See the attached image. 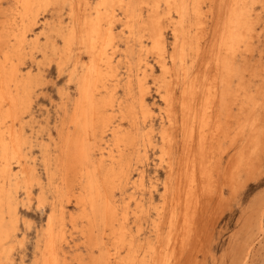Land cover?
<instances>
[{"label":"bare ground","instance_id":"1","mask_svg":"<svg viewBox=\"0 0 264 264\" xmlns=\"http://www.w3.org/2000/svg\"><path fill=\"white\" fill-rule=\"evenodd\" d=\"M64 1L13 0L14 11L9 27L0 32V264L10 257V247L18 234L15 228L19 218L18 189L28 196L33 188L32 183L42 182L33 170L37 167L28 162L29 155L22 137L23 114L33 103H30V94L35 77L32 78L30 69H22L21 57L27 48L46 53L49 46L54 51L59 69L73 57L70 78L76 84V94L74 98L68 97V101L66 99L62 103L66 122H62L60 128L71 126L72 130L60 135L59 155L55 164L60 173L51 170L47 157L42 158L43 161L40 159L48 181L56 180L54 192L57 195L51 201L50 210L46 212V219L42 221L44 224L37 235L38 255L35 263L68 264L64 244H68L74 234L78 233L83 238L89 258L86 262L78 258L77 264H180V256L193 232L189 208L192 201L196 200L199 188L204 189V184H208L204 181L210 176L206 164L208 153L213 151L214 145H219L216 143L221 139H245L226 166V178L232 183L235 173L254 155L264 135V79L261 86L251 88L245 84V78L250 77L253 71L249 69L246 73L237 64L251 58L254 44L259 42L256 39L261 32L264 35V0H227L226 3L224 0H208V15H202V0H144L145 10L148 11L145 18L136 0H68L67 21L61 25L63 31H60L62 43L59 47L51 44L50 34L46 33L45 43L39 44V34L43 31L39 30V34L36 31L30 36L28 32L39 21L40 9L48 6L54 12L57 5ZM256 3H259V9ZM190 17L199 19L194 24L196 30L203 32L205 21L210 18V37L206 36L203 47L200 44L199 47L197 41L193 44L190 37L192 22L188 20ZM120 19L123 24L121 32L127 30V36L130 37H125L126 42L134 41L139 46L135 68L129 59L132 51L135 52L131 50L132 44L128 45L123 54L126 64L121 94L123 97L118 96L116 91L122 79L117 73L120 59L116 58L120 35L115 31ZM164 19L170 24L172 41L169 44L163 30ZM3 20L1 24L5 23ZM43 24L47 26V21L44 20ZM144 40L150 42V49H155L163 73L164 91L161 98L168 123L167 127L160 129L161 140L164 143L172 141L169 129L172 130L178 121L175 113L177 105L181 108V121L178 122L181 134L185 137L178 161L179 173H172L174 165L171 144L161 149L162 155L170 156L165 158L167 176L162 185L163 202L151 223L154 232L152 238L142 229L145 208L141 198L136 197L134 191L124 196L129 183L143 190L142 170L138 171V181L130 182V159L126 152L128 149L138 150L139 111L144 117L152 111L144 90L146 66L149 65L143 59L146 47ZM75 50L85 53L86 62L80 63L78 55L74 56ZM165 54L170 60V66ZM259 54L264 58V49ZM195 63L198 70L193 73L189 69ZM77 69L79 72H75ZM262 70L264 74V63ZM234 80L236 87L232 88ZM134 81L139 87L136 97L132 94ZM259 108L262 114L258 116L256 112ZM116 116L120 120H127L125 128L120 121L112 123ZM233 122L236 125H232ZM107 128H110L116 154L113 150L106 155L100 152L96 159L94 151L97 137H102ZM230 129L237 131L229 136ZM146 136L144 134L142 140L146 139L150 143ZM106 159L108 165L105 164ZM72 174L78 177L77 190L72 188L73 184L71 187L72 180L69 181ZM171 176H174V182ZM41 198H38V204L42 203ZM71 199L74 200V207L79 210L76 214L68 211L64 204V201ZM77 221H80V225ZM163 227L167 229L165 234L161 232ZM25 228L27 230L28 226Z\"/></svg>","mask_w":264,"mask_h":264},{"label":"rangeland","instance_id":"2","mask_svg":"<svg viewBox=\"0 0 264 264\" xmlns=\"http://www.w3.org/2000/svg\"><path fill=\"white\" fill-rule=\"evenodd\" d=\"M67 1L68 0L60 2L54 12L51 7L47 6V8L45 9L42 7V10L40 9L38 14L40 22L38 21L36 24L32 25L31 32H28L29 36L33 33H36V31L37 34H39L40 31H43V33L39 34V44L45 43L44 35H46L47 33L50 34L49 38L51 40V44L54 43L53 45L59 47L62 43L60 33L63 31V27L61 25L65 24L67 21ZM135 2L139 3L138 7L140 6L139 8L141 11H143L142 15L145 18L146 14L148 13V11L145 10V1L136 0ZM224 2L226 3L227 0H224ZM207 5L208 0L201 1V10H203L202 15L209 14L207 11ZM256 6L258 8L259 3H256ZM8 8L9 10H5ZM12 10L14 11L13 0H0V19H5L3 21L6 23L5 26H2L5 23L1 24L2 20H0V32L5 29V27H9V21L11 20V17L13 15ZM60 10H62V12ZM1 12H3L4 15H2ZM118 12L120 13V11ZM44 20L47 21V26L45 27L44 24L42 25ZM59 20H61V24H59ZM188 20L192 22L190 37L192 38L193 44H195V41H197L198 45L200 44L203 47V43L205 41L206 36L209 35L210 37V18L205 21L204 32L200 29L196 30V24H194V22L198 21L199 19L190 17ZM48 21H50V23ZM58 24L60 25L59 27ZM122 25V20L120 19L119 21H117L115 27L116 33L120 35V48L116 52V58L120 59L117 63V73L119 74V76L122 77L117 86L118 88L116 89L117 95L120 97L123 95L122 85L125 81L126 71V64L125 61H123L124 51L128 49V45L130 46L132 44L131 50L134 49L135 52L132 51V54L129 59L132 61L133 67L135 68L137 60V51L139 49L137 42L136 45L134 41L126 42L125 37H130L127 36V30H123V33L121 32L123 28ZM162 25L166 37V42L169 44L172 41L170 24L168 23L167 19H164ZM41 27H44L45 29H41ZM260 27L261 26H259V29ZM41 34L43 37L41 36ZM141 37L147 38L145 36ZM256 41L259 42H255L253 48L254 50H252L253 55L251 56V58L246 62L241 61L237 63L239 68L244 69L246 73L249 69L253 71V74L250 77L245 78V84L249 85L253 89L256 86H261L262 80L264 79V74L262 70L264 58H261L259 54L263 53L264 49V35L262 32L258 39H256ZM143 44L146 46L144 50L145 54L143 55V59H145L149 63L148 67L146 66L147 70L145 72V98L152 111L146 117H144L143 114L140 113L141 111H139L137 115L139 121L138 126H140V129L138 130L139 135L137 137L138 150L135 151L128 149L126 152L128 158L130 159V182H137L139 179L138 171L142 170L144 174L142 178L143 190H140V186L136 185V188H134L132 183H129L126 185V191L124 196L127 197L129 193L134 191V195L136 197L141 198V201L145 208L144 218L142 219V229L146 232L147 235L150 236V238H152L154 236V232L151 227V223L153 218L156 216L157 210L160 209L161 204L163 202L161 196L162 185L167 176L165 158H167L168 155L170 156V154L162 155L161 149L163 146L171 144L170 152L172 153V162L174 165V170L172 171V173H179L178 161L181 157V144L184 143L185 137H183V135L181 134L180 122H178L181 121V108L179 107V105H177L175 107V113L177 115L178 121L176 122V126H173L172 130L169 129V132H171L172 135V141L171 143H164L161 140V130L164 127H167L166 124L168 123L166 121V115L164 112V103L162 102L161 98L162 92L164 91V88L162 86L163 73L160 68V63L158 62V59L156 57L155 49H150L151 44L147 40H144ZM48 48L50 51L47 49L46 53L49 54L41 53L37 49L30 50L27 48L31 52L27 51L26 49V52L28 53L24 52V55L21 57L23 61L21 62L22 69H30L32 72V78L35 77L33 78V82L35 84L32 82V95L30 94V103L33 102L31 103V105H29L31 111H29V108L27 107L26 111L23 114L22 137L25 141V150L29 155V157L27 156L28 162L31 166L37 167L33 168V170L35 174H38L39 176H35H38V178L41 179L40 181H42L43 183L40 182L41 184H36L33 182V188L31 189V193L28 196L24 195L22 191L20 192L19 190L21 189H18V200H20L17 204L19 218L17 221V225L15 226L16 231L18 230V234L10 247V257L8 258V260H3L2 264H36L35 261L38 255V249L36 248L38 239L37 235L40 233V230L42 229V226L44 224V222L42 221H45L46 215L50 210L51 201L55 200V197L57 195L56 192H54V185L56 183V180L53 179L49 180L50 182L48 181V179L46 178V171L43 170L45 168L42 161L44 157H47L49 159L48 162H50L51 164V170L54 171V173H60L59 170H57V168L55 167L56 160L58 159L59 155L58 145L60 144V135H62L67 130H72L71 126H66L63 129L60 127L63 124L62 122H66L65 114L62 109V103L68 97L74 98L76 94V84L74 82V79L70 78V70L73 64V57H71L66 62V64L61 69H59V67L56 66V56L54 54V51H52L50 46ZM25 53L28 55H26ZM76 55H78V59L81 64L82 61L86 62L87 57L82 50H75L74 56ZM165 57L168 66H170V60L168 59L167 54H165ZM191 66L192 67H190L189 71L195 73L196 70H198V66L196 65V63ZM55 69L57 71H55ZM141 70L142 69H140V71ZM34 72H36V75ZM75 72H79V69L75 70ZM39 74L41 78H39ZM235 83L236 80L233 81L232 88L236 87ZM138 88L139 87L137 83L134 81L132 94L135 97L138 95ZM47 96L49 97V99ZM51 100L53 103L51 102ZM32 111L35 113H32ZM256 114L258 116L262 114L261 108L257 110ZM35 118L36 120H34ZM41 118H43L45 121ZM30 120L33 121L31 122ZM112 120H114L112 123L120 121L124 125V128L127 125V120H120L118 116L114 117ZM30 124H32L31 127ZM232 125H236V123L233 122ZM24 129L26 131H24ZM39 131L42 132L40 133ZM235 131L237 130L233 131L232 129H230L229 136H232ZM33 132L35 133V135H33ZM24 134L26 135V137ZM144 134L147 135L146 137H148L150 143L147 142L146 139L142 140ZM242 141H245V139L243 138L241 140L240 138H238L233 141H230V138L221 139L219 143H216L219 145H214L213 151H210L208 153L206 164L208 165V172L210 176L204 179L205 183L208 184L207 186L206 184H204V189L199 188V191H197V195H195L196 200L192 201V205L189 208V212L191 213L193 220V232H191L189 240L186 242L184 253L180 256V264H264V135H262L261 143H259L257 151H255L254 155L250 159H248L247 163H244L240 167L238 173H235L233 182L230 183L226 178V166L228 165L230 157H233L235 155V151L243 143ZM209 143L212 144V142ZM41 145L43 146V148H41ZM28 150L31 153H29ZM110 150H113V153L116 154V147H114V140L110 134V128H107L106 131L102 134V137H97L94 158L97 159L100 156V152H103V154L106 155ZM40 153H42V155ZM37 157L39 158L38 160H36ZM105 158L107 157L105 156ZM32 162H36L38 165L36 163L33 164ZM39 162L42 165L39 164ZM105 164L108 165V159H106ZM41 172H43L42 175ZM173 177L174 176H171L172 182H174ZM71 180V187L73 184L72 188L74 190H77L79 185L77 175L72 174L69 177V181ZM46 183L48 189L47 187H45ZM43 186L44 188H42ZM48 190L52 191L49 192ZM38 198H41L42 203L38 204ZM29 201L31 202L29 203ZM24 204H26L27 207H24ZM64 204H66L67 210L71 213H78V208L74 207V200H66L64 201ZM131 206H134L133 201H131ZM77 223L78 225H80V221H77ZM24 224H26L28 228H30H27L26 230V225ZM132 226L135 229L133 218ZM22 229L23 231H20ZM67 229H69V224H67ZM166 230L167 229L163 227L161 232L165 234ZM68 231L69 230H67V233ZM20 236H22V239L20 238ZM64 249L66 250L68 264H77L78 258H82L85 262L89 258L88 252L84 248L83 238L78 233L74 234L73 238L69 240L68 244H64Z\"/></svg>","mask_w":264,"mask_h":264}]
</instances>
